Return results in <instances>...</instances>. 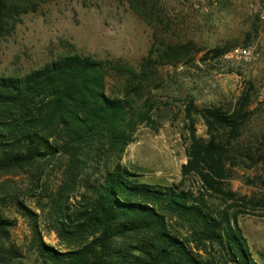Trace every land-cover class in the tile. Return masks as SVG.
<instances>
[{"label":"trees","instance_id":"1","mask_svg":"<svg viewBox=\"0 0 264 264\" xmlns=\"http://www.w3.org/2000/svg\"><path fill=\"white\" fill-rule=\"evenodd\" d=\"M5 1L0 0V19ZM233 48L218 49L215 55L221 58ZM189 53L187 46L166 43L137 69L74 54L23 76L0 74V175L64 160L62 185L46 207L50 229L67 246L59 250L48 245L41 215L16 197L13 203L32 230L29 251L38 259H29L12 241L17 222L0 208V264H215L194 252L190 238L171 231L170 217L188 224L195 242L217 246L225 264H255L228 213L218 219L202 205L191 204L192 197L180 188L144 183L122 164L139 128L154 121L149 69L179 64ZM250 88L228 111L186 105L190 147L183 175H198L217 194L227 195L222 181L235 154L244 159L250 155L243 153V145H235L241 144L243 129L253 116ZM196 112L208 127V141L197 135ZM93 163L99 166L95 179L90 172ZM78 186L85 193L73 204ZM7 201L0 198V205L7 206Z\"/></svg>","mask_w":264,"mask_h":264},{"label":"rangeland","instance_id":"2","mask_svg":"<svg viewBox=\"0 0 264 264\" xmlns=\"http://www.w3.org/2000/svg\"><path fill=\"white\" fill-rule=\"evenodd\" d=\"M5 2V15L0 19V74L5 77L23 76L74 54L120 61L137 69L151 51L163 49L166 43L189 47L183 62L149 69L151 95L156 102L154 121L139 128L122 164L144 183L180 188L192 197L191 204L202 205L218 219L228 213L233 226L242 232L255 264H264V0H219L218 4L199 0ZM230 46H235L230 52L250 48L259 57L239 59L227 56L230 52L216 57V50ZM251 85L254 91L249 110L253 116L243 129L241 144H235L243 145V153L250 155L244 159L235 154L227 166V179L222 181L227 195L217 194L198 175H183L190 147L186 105L228 111L238 105L243 91ZM194 116L197 135L208 141L204 119L197 112ZM63 162L48 161L26 173L0 175V198L8 199L7 206L1 203L0 208L17 222L11 231L12 241L31 260L38 259L29 251L31 226L13 200L19 197L41 215L40 227L48 245L66 249L50 229L46 207L62 185ZM91 167L95 179L99 166L93 163ZM84 193L78 186L71 202H79ZM169 219L171 231L190 238L196 254L225 264L217 246L195 242L188 224Z\"/></svg>","mask_w":264,"mask_h":264},{"label":"built area","instance_id":"3","mask_svg":"<svg viewBox=\"0 0 264 264\" xmlns=\"http://www.w3.org/2000/svg\"><path fill=\"white\" fill-rule=\"evenodd\" d=\"M199 1L207 2L211 4H218L219 2V0H199ZM261 19L264 20V10L261 14ZM227 56L236 57L245 60H249L251 58L257 59V57H259V55H255L254 51L250 48H236L232 52H230Z\"/></svg>","mask_w":264,"mask_h":264}]
</instances>
